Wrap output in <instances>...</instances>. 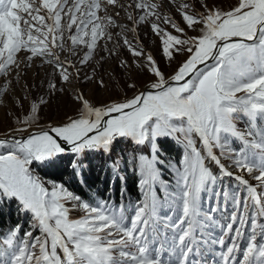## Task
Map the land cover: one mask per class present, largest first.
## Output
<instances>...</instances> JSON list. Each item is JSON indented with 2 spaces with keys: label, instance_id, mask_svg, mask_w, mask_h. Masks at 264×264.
<instances>
[{
  "label": "snow or ice",
  "instance_id": "obj_1",
  "mask_svg": "<svg viewBox=\"0 0 264 264\" xmlns=\"http://www.w3.org/2000/svg\"><path fill=\"white\" fill-rule=\"evenodd\" d=\"M65 158L82 189L97 158L130 170L142 199L47 178ZM5 202L0 264H200L203 244L264 264V0H0Z\"/></svg>",
  "mask_w": 264,
  "mask_h": 264
},
{
  "label": "trees",
  "instance_id": "obj_2",
  "mask_svg": "<svg viewBox=\"0 0 264 264\" xmlns=\"http://www.w3.org/2000/svg\"><path fill=\"white\" fill-rule=\"evenodd\" d=\"M175 145L171 142L166 143L163 145L164 151L168 153H172ZM177 150V156H178ZM97 165H93L92 171L88 174L89 178V185L88 188H81L79 184H75L70 181V173L71 168L67 165L66 159H64L63 163L59 166L57 169H53L49 172L47 178H57L61 177L64 180H68L70 183H72V187L76 191H82L85 194L92 195V194H100L105 197L110 192V180L107 176L108 174H104L103 170L96 169ZM125 174L124 176L126 179L124 180H115V183L112 185V193L115 195V201L120 203H135L142 199V193L140 192V189L138 187V177L134 175V177H131L128 174V171H123ZM43 174V173H41ZM105 175V176H103ZM12 204L8 203L7 212L3 214V218H0V227H6L13 222V212L14 210L11 207Z\"/></svg>",
  "mask_w": 264,
  "mask_h": 264
},
{
  "label": "rangeland",
  "instance_id": "obj_3",
  "mask_svg": "<svg viewBox=\"0 0 264 264\" xmlns=\"http://www.w3.org/2000/svg\"><path fill=\"white\" fill-rule=\"evenodd\" d=\"M29 75H31V73ZM62 113H63V109L61 108L60 110H57L56 105L54 103L51 110H46L45 115H46V118L51 117L53 120H58L61 118ZM123 147H124L123 144L117 146L115 153H113L114 157H119L122 154L121 150L123 149ZM174 149L175 150L172 153H168V152L164 151L166 154V156H165L166 159L175 160L177 158V150H178L177 146H175ZM123 155L127 156V155H129V153L125 152V153H123ZM65 159L67 161V158H65ZM110 163H111L110 161L104 162L102 158H97V159L92 161V165H97L96 169H100V167H101L104 174H108L107 176L109 177V180H110V192H109V194H107V196L110 195V197L115 201V195L112 193V185L115 183V180L112 178L111 171L107 167V164H110ZM121 167L123 168L122 164H121ZM128 174L131 177H134V175L132 174V172L130 170L128 171ZM121 175L122 176L125 175L123 173V171L121 172ZM163 175H164V177H166L167 182L170 185L169 191H171L172 186H174V177L169 172H164ZM103 176H105V175H103ZM226 182L227 183H234L231 181H226ZM166 196H167V193L165 192V190L162 187L157 186V197H158L160 204L162 205V207L159 209V212H160V215L162 217L165 214H170ZM117 203H120V202H117ZM205 206H207V203L205 204ZM7 207H8V203L5 202V204L2 206V210H0V218H3V214L7 212ZM11 207L14 210L13 222H12V224L6 226L5 228L0 227V232L6 231L8 227L12 226L14 223L17 222L18 219H20V217H18V215L16 214V206L14 204H12ZM229 211H231V208H229ZM218 234H219V229H216V230L206 229V230H203V239L208 240L211 237L218 236ZM198 239H200V237H198ZM218 251H219V249L217 246H213L211 244H203V245H201V255L196 256V259L198 261H200V264H219V257L215 256V253Z\"/></svg>",
  "mask_w": 264,
  "mask_h": 264
}]
</instances>
